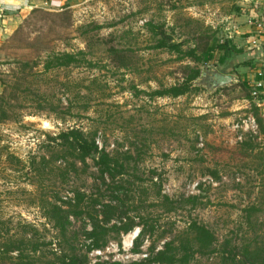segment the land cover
Wrapping results in <instances>:
<instances>
[{"label": "rangeland", "instance_id": "obj_1", "mask_svg": "<svg viewBox=\"0 0 264 264\" xmlns=\"http://www.w3.org/2000/svg\"><path fill=\"white\" fill-rule=\"evenodd\" d=\"M250 8L245 0H71L34 8L4 30L0 264H40L62 252L85 264H149L192 221L213 230L217 242L216 252L189 264H230L225 249L264 248V110L252 94L256 84L242 77L251 54L247 34L237 31ZM163 32L198 55L207 43L206 55L198 62L158 47ZM80 51L92 64L46 66L55 54ZM206 65L236 80L213 88ZM195 69L201 74L189 93L151 95ZM73 127L92 133L126 172L103 181L88 159L87 172L65 182L61 160L40 167L42 155L59 154L51 137ZM78 189L87 194L83 213L69 215L61 236L47 201L68 210L55 198L68 202ZM192 195H200L196 207Z\"/></svg>", "mask_w": 264, "mask_h": 264}, {"label": "trees", "instance_id": "obj_2", "mask_svg": "<svg viewBox=\"0 0 264 264\" xmlns=\"http://www.w3.org/2000/svg\"><path fill=\"white\" fill-rule=\"evenodd\" d=\"M182 45V42H174L171 36L164 32L157 41L158 47H168L173 51L179 53L181 57L190 56L198 62L202 61L201 55L205 56L208 50L207 48H209L208 44L206 43L202 48L201 54L198 55L195 48H191L185 51L184 49H182ZM79 54L82 57H79L78 54L70 52H64L58 55L55 54L54 56H51V58L47 61L46 66L47 68H50L55 66H66L69 64H80L83 62L92 64L84 57V51H80ZM200 74L201 71L199 69H195L183 80V82L174 84L169 87L156 89L151 93V95L168 96L174 98L185 95L192 91L193 88H197V86L193 85V82L200 76ZM245 83L246 82H244V84ZM256 110L258 111V107H256ZM259 122L261 123V130L264 133V124L262 123V119L259 118ZM51 140L56 142V144L59 146V154L52 155L51 153L49 158L46 154L42 155L38 163L40 167H45L51 162H59L61 160L60 164L56 165V169L60 174V178L65 182L72 179L74 176H78L80 172H87V168L89 166L87 161L88 159H92L94 161V164L98 169V174L103 181H105V176L107 175L114 177L116 176V174H124L126 172V164L120 161L117 155L111 154L104 147L101 148L95 136L90 132L87 133L80 128L73 127L61 131L57 136L51 137ZM34 162L36 163V159L33 161V164ZM79 163L83 164V166L80 167ZM34 169H36V166L34 167ZM155 184L159 185L157 194L161 195V183ZM74 194V198L68 202L64 199H61V197H59L60 194H58V196L55 198V200H63L64 203H68V205L70 206L68 210L63 209L62 205L53 201H49L47 199V204L53 211V215H50L49 213H47V215H49L50 219L54 221V225L58 229L61 236L66 235V223L69 222V215H80L83 213L82 208L87 194L80 189L76 190ZM73 200L74 203H72ZM161 200L164 206L165 204L168 205L167 210L171 211L174 209L173 200L169 198L168 195H162ZM188 201L192 204L193 207H196L200 203V195H192L188 197ZM73 207L75 209H71ZM130 229L131 227H127L125 231L127 232ZM145 233L146 229H143L141 235H144ZM91 234L93 236H96V231H93ZM160 236H164V234ZM216 242L217 237L213 230H211L207 225L203 223L192 221L191 223H189L187 228L182 233H180V235H176L171 240L166 241L163 248L158 250L157 253H155V256L149 261V264H189L196 254L207 255L216 252ZM94 245L96 247H102L98 239H96ZM33 250L36 251V247L33 248ZM223 251L227 253V255L224 253L225 255L223 254V257L230 264H264V248L252 251L247 245H245L241 253H238L237 251L231 249H225ZM40 264L85 263L73 253L67 254L62 252L58 257L47 259L45 261H42ZM98 264L126 263L104 262Z\"/></svg>", "mask_w": 264, "mask_h": 264}, {"label": "crops", "instance_id": "obj_3", "mask_svg": "<svg viewBox=\"0 0 264 264\" xmlns=\"http://www.w3.org/2000/svg\"><path fill=\"white\" fill-rule=\"evenodd\" d=\"M70 1L0 0V35L3 34L4 30L15 28L20 20L34 8L44 5L58 7ZM245 2L251 7L247 13V26H242L237 31L247 34V50L251 56L247 58L249 59L247 66L241 67H247V71H245L247 74L243 73L242 77L251 85L261 83L259 87L260 96L255 100L259 101L257 104L264 110V0H245ZM236 39L238 38L236 37Z\"/></svg>", "mask_w": 264, "mask_h": 264}, {"label": "water", "instance_id": "obj_4", "mask_svg": "<svg viewBox=\"0 0 264 264\" xmlns=\"http://www.w3.org/2000/svg\"><path fill=\"white\" fill-rule=\"evenodd\" d=\"M174 42H178V41H174ZM206 75L213 79L211 83V86L213 88L225 87L236 80L235 76L225 74L217 69H210L208 65H206L205 73H203V76H206Z\"/></svg>", "mask_w": 264, "mask_h": 264}, {"label": "built area", "instance_id": "obj_5", "mask_svg": "<svg viewBox=\"0 0 264 264\" xmlns=\"http://www.w3.org/2000/svg\"><path fill=\"white\" fill-rule=\"evenodd\" d=\"M254 43H257V42L254 41ZM260 86H261V83H257L255 89L252 91V94H253L255 97H257V98L260 96V91H259V87H260ZM138 233H139V230H137V234H136V236L138 235Z\"/></svg>", "mask_w": 264, "mask_h": 264}, {"label": "bare ground", "instance_id": "obj_6", "mask_svg": "<svg viewBox=\"0 0 264 264\" xmlns=\"http://www.w3.org/2000/svg\"><path fill=\"white\" fill-rule=\"evenodd\" d=\"M137 231H134L126 240L127 245H130L132 240L136 237Z\"/></svg>", "mask_w": 264, "mask_h": 264}]
</instances>
